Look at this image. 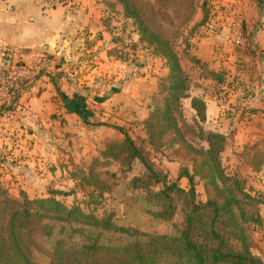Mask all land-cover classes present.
<instances>
[{
  "label": "rangeland",
  "instance_id": "obj_1",
  "mask_svg": "<svg viewBox=\"0 0 264 264\" xmlns=\"http://www.w3.org/2000/svg\"><path fill=\"white\" fill-rule=\"evenodd\" d=\"M96 1L95 4L86 1L82 5L74 0L68 2V11L71 15L74 12L77 13V9L82 6L88 18L76 26V31L64 32L73 39L70 42L73 51V58L69 60V63H72L68 69L70 77L77 85L88 89L86 83L89 82V85L94 86V82L89 81L92 79V77L89 79L90 72L101 66L102 70L108 72L103 75L105 77H102L99 84L93 87L95 92L99 93L98 91L102 89L105 96L114 91L115 85H118L116 87L120 90L124 86L125 89L130 88V93L134 92L135 97L140 99L138 103H134L132 108L126 106L123 111V107H120L117 112L105 111L106 109L102 107L101 111L95 109L100 115L98 121L108 123L110 126L116 125L113 127L119 132L121 131L118 128L124 129L131 135L135 144L158 173L166 176L169 182L177 181L181 187L188 189L190 187L188 179L180 177V172L184 167L192 171V154H189L181 144L173 148L155 149L149 143L144 124L140 122L147 118L151 107L155 106L154 97H148V95L155 91L154 95L157 97L160 86L166 82L169 83L170 74L165 60L155 55L153 47L148 45L140 35L138 24L133 18L125 15L121 3L116 0ZM136 1L146 13V0ZM147 1L157 2V0ZM202 1L200 0L197 4L196 13L188 23H183L186 15H177L179 6L175 4L176 6L169 7L167 10L170 15H155L157 22L151 24L152 27L161 26L166 36L174 40V48L190 79L188 90L190 97L180 101V110L177 114L179 125L186 139L196 148L207 147L205 137L209 131L227 133L225 149H228L222 153V161L227 173L240 178L249 193L263 199V196L253 193L255 190L262 189V186L252 178L253 172L246 163H249L250 159L255 161L257 153L264 154V0H224V5L223 1L206 0V5L209 7L207 15L203 10ZM77 15L72 17L78 19ZM141 16L146 21V14ZM205 16H207L206 19ZM207 22L217 25L216 30L213 32L208 30L205 26ZM202 23H204L203 28ZM205 30L211 34L216 33L210 36L213 39L206 36ZM206 37L212 43L209 46V52L204 51L199 54L198 56L202 57L200 60L191 57V53L195 52L194 49L191 50V43L197 45L196 40L206 41ZM102 53L103 60L100 57ZM202 60L205 63H202ZM258 63L260 66L256 67ZM148 68L152 71V79L147 78V86ZM132 77L134 78L131 81ZM202 77H208L211 80L205 78L197 83L196 80ZM27 80L19 83L15 89L3 93H15L20 86L26 84ZM129 83H131L130 86H128ZM191 88L202 92L207 103H213L219 107L220 115L217 120L209 122L207 118L204 122L199 120L196 111L189 105L192 98ZM146 91H149L147 97ZM144 95L146 98L142 100ZM147 98H149L148 101ZM123 100L125 99L112 101V104L124 106ZM159 102H162L161 98ZM129 108L137 111L139 115L132 116ZM103 112L107 114L103 115ZM104 129L106 128H101L98 135L94 132L91 135L92 141L87 138L90 134L82 132V129L70 130V133L66 130L61 136L58 130H55L54 134L49 131L51 137H47L46 132L43 131L36 142L37 148L34 149L36 152H32L31 139L26 137L25 133L19 131L18 133H21L19 137L16 135L17 131H13L14 134H10V131H2L0 133L2 140L0 142V187L3 194L0 200L6 198L21 202L23 195L27 192H31L27 196L34 199L51 196V191H57L55 196L68 207L78 205L87 213L99 217L114 214L125 219L124 201H121L118 194L110 197L109 193H105L101 197L100 192L93 190L94 186L81 184L82 171H88L96 158L86 161L85 157L91 153L93 145L87 149L80 145L93 142L96 136L102 139L105 136ZM14 137L17 139L14 140ZM107 169L118 173L117 176L120 178L118 181L108 179L109 182L117 183L115 190L120 189V192L122 191L121 185H118L120 181L126 178L130 180L134 174L142 176L148 173V169L139 161L132 164V171L126 173L125 177H121V168L118 163L106 167L98 166L97 171ZM74 175L77 176L74 177ZM195 181L196 199L204 202L207 199L204 181L198 177ZM160 187V184H154L152 189L157 191ZM41 188L44 193L33 195L34 189ZM179 203L183 204V201L180 200ZM8 212L10 215L9 210ZM133 217L139 223L138 217ZM132 218H127V222H132ZM146 226L150 227L147 221ZM156 227L161 231L167 230V225L163 223ZM248 227L254 244V253L264 258V219L262 224L257 225L254 230L253 223L248 224ZM4 232V236L11 241L9 229L6 228ZM25 237L26 242L33 247V254L40 260L38 264H47L50 250L46 240L37 236L38 246L36 247L33 241ZM13 255L12 264H19L16 254L13 253Z\"/></svg>",
  "mask_w": 264,
  "mask_h": 264
},
{
  "label": "trees",
  "instance_id": "obj_2",
  "mask_svg": "<svg viewBox=\"0 0 264 264\" xmlns=\"http://www.w3.org/2000/svg\"><path fill=\"white\" fill-rule=\"evenodd\" d=\"M117 1L169 69V83L160 86L158 98L153 96L155 106L151 107L143 124L149 143L155 149L181 144L192 154V171L184 167L180 172V177H186L190 187L185 189L177 181L169 182L158 173L133 138L118 128L124 133V140L105 144L91 168L82 171L81 184L94 186L93 190L100 192L101 197L105 193L110 197L118 194L124 201L125 219L114 214L99 217L78 205L68 207L55 196L57 191L34 199L24 194L21 202L4 198L0 200V264H12L13 253L19 264H38L40 260L25 236L36 247L37 236L46 240L50 250L47 264H264V259L254 253L248 227L253 223L254 230L262 224L260 206L264 204V197L252 195L240 178L227 173L222 161L227 141L224 134L209 131L205 137L207 147L203 148H196L184 136L177 114L181 99L190 97V79L174 48V40L166 36L161 26L151 25L157 22L155 15H170L167 10L176 5L179 6L177 15H186L183 23L190 22L200 0H157L156 3L146 0V13L136 0ZM201 4L207 15L206 0ZM144 14L146 21L141 16ZM64 101L69 111L85 118L90 115L82 97ZM191 107L201 122L206 121L203 98L192 97ZM137 161L148 173L134 174L130 180L120 181L121 192L115 190L117 183L108 179L118 181L117 172L97 171L98 166L118 163L121 177H125ZM197 177L204 181L207 197L204 202L196 199ZM154 184H160V189L154 191ZM2 194L0 187V198ZM133 216L138 217L139 223ZM127 218H132V222L128 223ZM146 221L150 227L146 226ZM160 223L166 224L167 230H159L156 226ZM6 228L11 241L4 236Z\"/></svg>",
  "mask_w": 264,
  "mask_h": 264
},
{
  "label": "crops",
  "instance_id": "obj_3",
  "mask_svg": "<svg viewBox=\"0 0 264 264\" xmlns=\"http://www.w3.org/2000/svg\"><path fill=\"white\" fill-rule=\"evenodd\" d=\"M69 1L70 0H0V49L6 46L13 47L19 53L24 63L32 68L27 77L28 80L26 79L30 81H26V84L20 86L18 91L6 94L0 92V133H2V131H10V134H14L13 131H17L16 135L19 137L21 136V133H18L19 131L25 133L26 137L31 139L30 147H32V152H36V150H34L37 148L36 142H38L39 136L43 131L46 132L47 137H51V132L49 134V131H52V134H54L55 130H58V134L61 136L66 130L70 133L71 131H78L76 129H82V132H88L90 134V137L87 138L91 140V135L94 132L98 135V131H100L101 128H106L104 129L105 136H103L102 139H98L96 136L97 139L94 138L93 142L80 145V147L84 146V149H87V147L91 148V145H93L91 153L85 157L86 161H88L92 158L99 157L100 151L105 147L108 141L122 142L125 138L124 134L113 127L116 125L110 126L108 123L98 121V116L100 115L95 109L101 111L100 108L102 107L106 109L105 111L117 112L120 110V107H123V111L126 106L132 108L131 106H133L134 103H138L137 101L140 99L135 97L134 92L130 93V88L125 89V86L120 90L119 87H116L118 85H115L113 88L114 91L107 93L105 96H103L105 92H103L102 89L98 91L99 93H97V91L95 92L93 87L95 88V86H97L95 84H99L102 77H105L103 75L108 72L102 70L103 68H101V66L95 71L93 70L90 72L89 79L91 77L92 79L89 81H93L94 86L89 85L90 83L88 82L86 83L88 84L86 85L88 89H84V87L77 85L72 77H70L68 69L72 66V63H69V60L73 58V51L70 45L72 37L70 36L71 38H69L64 32L72 33L76 31V26L81 22H85L88 18H86L82 6L77 9V13H72V15L78 14V19L73 18L68 11ZM74 1H77L79 4L81 3L80 5L85 4L86 1L94 4L97 2L96 0ZM107 1L110 2L111 0ZM222 1L224 5V0H218V2ZM203 24L204 23L201 25L202 28ZM206 34V36L210 37L216 33L214 32L211 34V32L208 33L206 31ZM210 38L213 39V37ZM205 39L206 41L203 39L201 42L196 40L195 42L197 45H192L191 43V50L194 49L195 51L191 53V57H196L200 60L202 57L201 55L198 56L199 54H202L204 51L209 52V46L212 43L208 41V37ZM194 46L196 47L194 48ZM103 55L102 53L100 56L102 60ZM42 57H46L49 61L45 69H40L38 66ZM202 63H205V61L202 60ZM258 66H260V63H258L256 67ZM148 71L146 75L147 86V78L152 79L151 69L148 68ZM133 78L134 77L131 78V81ZM205 78L206 77H202V79L198 78L196 82H202ZM206 79L209 78L207 77ZM193 82H195V80H193ZM130 84L131 83H129L128 86H130ZM154 92L149 94V91H146V97L148 94V97L154 96ZM190 93L191 97H200L204 99L206 103L207 122L218 119L220 112L217 105L207 103L204 94L199 90L197 91L191 88ZM76 96L82 97L85 101L87 110H91L88 118H85L77 112L69 111L66 107V102L64 100H71ZM146 97L144 95L142 100H145ZM121 99H125L123 100L124 106H116V103L112 104V101ZM148 99L149 98H147V101ZM189 105L191 107V98ZM130 112H132V116L139 115L134 109H130ZM106 114V112H103V115ZM134 119L136 120V117H134ZM143 120L144 119L140 121L142 124ZM221 133L225 136L227 134L224 132ZM248 134L249 133H247V135ZM54 138H56V136H54ZM15 139H17V137H14V140ZM1 141L0 139V142ZM227 149L228 148L225 150ZM257 154L255 161L250 159L249 163L246 164H249V169L253 172L252 174L254 177L252 178L256 179L259 185L262 186V189L255 190L253 193H258L259 196L264 197V154ZM30 193L31 192H27V194ZM41 193H44L43 188L33 190V195H40ZM260 214L262 219H264V204L260 206Z\"/></svg>",
  "mask_w": 264,
  "mask_h": 264
},
{
  "label": "built area",
  "instance_id": "obj_4",
  "mask_svg": "<svg viewBox=\"0 0 264 264\" xmlns=\"http://www.w3.org/2000/svg\"><path fill=\"white\" fill-rule=\"evenodd\" d=\"M205 26L212 32L216 30V25L211 22H207ZM0 57V92H9L27 79L32 68L24 63L19 53L13 47L6 46L0 49ZM48 62L46 57H42V60L38 63L39 68L45 69Z\"/></svg>",
  "mask_w": 264,
  "mask_h": 264
}]
</instances>
